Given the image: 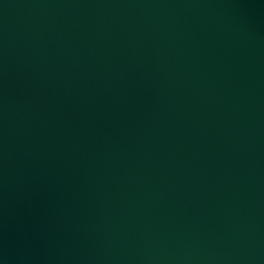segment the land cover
<instances>
[{
    "label": "water",
    "instance_id": "95a60500",
    "mask_svg": "<svg viewBox=\"0 0 264 264\" xmlns=\"http://www.w3.org/2000/svg\"><path fill=\"white\" fill-rule=\"evenodd\" d=\"M0 264H264V0H0Z\"/></svg>",
    "mask_w": 264,
    "mask_h": 264
}]
</instances>
